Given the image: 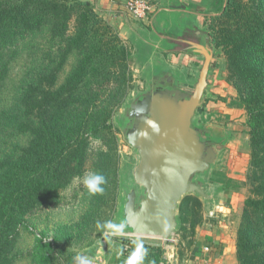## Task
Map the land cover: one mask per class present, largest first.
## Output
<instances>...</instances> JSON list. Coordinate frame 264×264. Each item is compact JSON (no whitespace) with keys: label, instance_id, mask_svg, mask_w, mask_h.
Wrapping results in <instances>:
<instances>
[{"label":"trees","instance_id":"1","mask_svg":"<svg viewBox=\"0 0 264 264\" xmlns=\"http://www.w3.org/2000/svg\"><path fill=\"white\" fill-rule=\"evenodd\" d=\"M211 43L227 59L236 91L233 106L247 113L251 142V196L245 201L236 241L239 264H264V0H227L207 19ZM45 27L59 44L53 69L28 84L22 94L16 131L29 135L26 146L0 160V264H15L24 220L60 203L62 191L83 175L91 142L113 136L112 118L127 98L132 54L120 35L83 0H0V54ZM77 64L59 84L69 59ZM9 66L0 68V82ZM201 206L194 196L179 204ZM33 264H53L52 241L36 234ZM132 244H130L131 246ZM163 253L161 248H154ZM129 258V256H128Z\"/></svg>","mask_w":264,"mask_h":264},{"label":"rangeland","instance_id":"2","mask_svg":"<svg viewBox=\"0 0 264 264\" xmlns=\"http://www.w3.org/2000/svg\"><path fill=\"white\" fill-rule=\"evenodd\" d=\"M96 12L101 19L109 22L107 17ZM127 14L130 19L123 21L122 28L113 26L130 49L133 59L132 81L127 98L112 118L114 135L105 142H91L85 172L62 191L58 205L41 209L24 220L14 251L18 256L15 264H33L37 233L52 241L45 251L53 264H79L76 259L78 256L90 264L97 260H107L113 264L111 257L116 256L117 251L125 253L127 246L146 238L133 235L125 220L128 194L135 190L137 200L145 194L144 188L135 180L140 155L128 142V133L134 124L133 119L129 118L130 106L155 91L156 82L173 72L171 66L175 62L170 56L167 40L152 33L148 22L136 20ZM211 46L214 56L209 77L214 85L210 93L205 91L206 103L197 110L193 125L203 130L210 127L226 141L213 146L218 152L217 159L207 171L196 174L192 179L208 197L186 195L198 198L201 206H187L183 224L179 221L178 207V226L171 240L174 241L173 246L180 260L191 256L201 228L216 230L226 236L228 241L236 242L244 204L252 190L248 180L252 149L247 113L244 110L239 111L236 118L223 117L224 106L230 101L227 91L233 89V85L229 79L226 57L221 50ZM58 48L59 44L52 40L45 27L38 33L18 40L0 54V68L4 64L9 66L8 78L0 82V160L30 141L29 135H20L14 127L15 120L22 113V94L28 84L55 67L59 57ZM77 60L76 55L69 59L60 74L59 84L64 83ZM203 64L204 59H200L195 66L196 73L189 71L188 75L185 74L190 81L188 87L184 86L185 81L179 87L191 92L198 82ZM190 65L194 67L190 61L180 64V68L191 70ZM92 173L103 174L106 178L102 194L90 195L83 184L84 178ZM109 221L120 227L112 230L104 228L103 225ZM148 239L161 241L158 238Z\"/></svg>","mask_w":264,"mask_h":264},{"label":"water","instance_id":"3","mask_svg":"<svg viewBox=\"0 0 264 264\" xmlns=\"http://www.w3.org/2000/svg\"><path fill=\"white\" fill-rule=\"evenodd\" d=\"M208 37L206 44L185 40L190 52L204 56L198 82L191 92L176 85L169 74L156 82L155 91L130 106L129 118L134 124L128 142L140 155L135 180L145 194L139 200L135 190L128 194L125 220L133 235L158 238L170 246L174 245L171 237L178 226L177 211L182 199L192 194L208 197L192 179L217 159L213 146L218 143L211 140L209 130L193 125L209 86L214 52L209 33ZM166 40L169 43L171 38Z\"/></svg>","mask_w":264,"mask_h":264},{"label":"crops","instance_id":"4","mask_svg":"<svg viewBox=\"0 0 264 264\" xmlns=\"http://www.w3.org/2000/svg\"><path fill=\"white\" fill-rule=\"evenodd\" d=\"M94 4L96 11L108 18L112 26L122 28L123 21L128 17V12L123 6V0H83ZM153 5V13L149 17L148 22L151 25V32L163 38H171L169 47L171 49L170 56L173 57L175 65L171 66L173 70L172 77L175 84L181 86L185 81L186 87L190 84L187 80L189 71L196 73V63L204 56L190 52L186 39L194 42L206 44L208 42L207 19L221 13L226 5L227 0H150ZM130 19V18H129ZM192 33V34H190ZM170 35V36H168ZM193 62L194 67L189 66L191 70L185 68L182 70L180 64H188ZM209 79L207 92L210 93L214 83ZM234 89V88H233ZM231 89L229 93L227 106L222 112L223 117L236 118L239 111L244 109L232 105L235 100L236 93ZM205 102L206 103V94ZM233 96V97H232ZM227 114V116H226ZM226 119V118H225ZM224 119V120H225ZM231 119V118H230ZM210 132L211 140L216 143H225L226 139L222 135L216 133L212 128L205 127ZM203 129V128H201ZM249 129V128H248ZM249 131V130H248ZM217 151V150H216ZM218 153V152H217ZM148 238H141L132 243L130 249H125V253L117 251L116 256H112L113 264H126V258L129 256L131 264H239L237 260L236 242L228 241L218 231H209L205 228L199 229L196 236V242L191 256L188 259L180 260L176 254V247L167 245L163 240L155 242ZM233 243V244H232ZM209 248V252L205 248ZM161 248L163 253L152 250ZM129 252V253H128ZM128 253V255H126Z\"/></svg>","mask_w":264,"mask_h":264},{"label":"built area","instance_id":"5","mask_svg":"<svg viewBox=\"0 0 264 264\" xmlns=\"http://www.w3.org/2000/svg\"><path fill=\"white\" fill-rule=\"evenodd\" d=\"M123 6L131 17L140 21L149 20L150 15L153 13V5L150 0H123ZM126 248L127 250L130 249V245ZM205 251L209 252V248L207 247ZM91 264L110 263L107 260H97L95 262H92ZM126 264H131L128 257L126 258Z\"/></svg>","mask_w":264,"mask_h":264},{"label":"clouds","instance_id":"6","mask_svg":"<svg viewBox=\"0 0 264 264\" xmlns=\"http://www.w3.org/2000/svg\"><path fill=\"white\" fill-rule=\"evenodd\" d=\"M105 183H106V178L103 174L100 173L89 174L83 180V184L90 195L102 194L104 192L103 185ZM103 227L112 230V229H117L120 226L114 225L111 221H109L106 222L103 225ZM105 235L107 236L108 233L106 232ZM76 259L77 261H79V264H90V262H88L85 258L78 256L76 257Z\"/></svg>","mask_w":264,"mask_h":264}]
</instances>
